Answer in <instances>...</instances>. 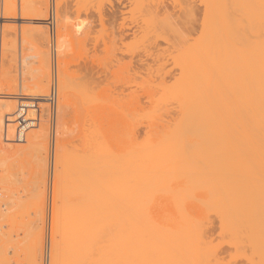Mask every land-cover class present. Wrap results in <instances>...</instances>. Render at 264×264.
Masks as SVG:
<instances>
[{
    "label": "rangeland",
    "instance_id": "374dc122",
    "mask_svg": "<svg viewBox=\"0 0 264 264\" xmlns=\"http://www.w3.org/2000/svg\"><path fill=\"white\" fill-rule=\"evenodd\" d=\"M48 1L0 0V264H35L36 260L52 264L55 258L66 259L62 264H84L78 250L92 234L95 241L91 239L94 246H90L98 256L88 254L86 264L97 257L102 264H124L127 253L133 260L135 255L144 258L137 264H155L165 245L177 255L164 236L171 230L172 218L167 229L160 227L163 211L158 224L150 215L152 210H195L189 207L203 202L207 204L202 208L194 207L212 210L213 197L208 202L203 199L207 175L212 174L207 163L212 158L238 164L234 178L243 193L249 187V193L264 189V94H259L264 84V0ZM236 2L245 6V11L240 8L243 17L240 9H234ZM111 6L119 10L113 18L108 15ZM230 11L235 17L240 14L234 27L225 26ZM102 14L109 17L100 19ZM124 31L131 34L121 39ZM57 34L62 35L65 49L58 77L52 70ZM44 51L49 53L43 56ZM47 56L50 66L44 69ZM188 59L192 65L183 66ZM39 66L49 72L45 86L51 91L40 96L46 88L45 82L39 85ZM42 69L38 71L46 81ZM29 96L32 101L40 98L29 116L37 124L30 128L44 126L47 130H41L47 134L37 129L33 134L43 139L46 135L47 143L32 140L29 147L28 139L22 140L18 145L24 149L16 153L17 145L15 154L9 152L15 143L10 147L3 141L2 121L23 98L30 101ZM214 112L223 120L218 114L214 119ZM55 136L61 145L56 156ZM41 144L47 146V153L44 146L39 149ZM38 154L46 161L40 162ZM175 154L193 158L177 163ZM219 206L214 209L220 210ZM134 209L145 211L141 220L146 222L140 226L141 235L134 230L133 236L128 218ZM77 210H113L114 214L104 219L105 225L94 224L93 230H87L93 231L89 240L82 230V244L72 237L82 224ZM124 210H132V215L127 217ZM216 233V240L202 246L206 257L198 251L201 259L214 262L220 249L219 264H247L246 254L235 248L236 240ZM40 235L42 258L37 250ZM69 238L77 241L78 252ZM166 255L167 259L159 257L176 261L175 255Z\"/></svg>",
    "mask_w": 264,
    "mask_h": 264
},
{
    "label": "bare ground",
    "instance_id": "6f19581e",
    "mask_svg": "<svg viewBox=\"0 0 264 264\" xmlns=\"http://www.w3.org/2000/svg\"><path fill=\"white\" fill-rule=\"evenodd\" d=\"M43 1V3L44 4H48V0H42ZM52 1V0H51ZM51 1H50V3H51ZM55 1V0H54ZM238 1V0H237ZM243 1V0H242ZM242 1H238V2H242ZM238 2H236L235 3V5L237 4L238 5ZM246 3V2H245ZM240 5V4H239ZM236 6L234 9H237V10H239L240 8L242 9V10H246L245 9V6L243 5V3H242V7L241 6ZM243 6H244V8H243ZM156 7V6H155ZM239 7V8H238ZM229 9V8H228ZM241 9L239 10V11H241ZM230 10V9H229ZM228 10V11H229ZM238 11V12H239ZM119 12V10H118V8H115L114 6H111V8L109 9V16H111L112 18L113 17H116L115 15L117 14ZM234 12L235 13H237L238 14V12L237 11H235L234 10ZM242 12L243 11H241V15H240V17L243 15L242 14ZM233 12H229V15H227V18L226 19H228V17H229V20H231V22L229 21V20H225L226 22H225V26L227 27V26H229L230 24L231 25H233V27H234V23H236L237 21L239 22L240 21V17H238L239 15H237L236 17H238V19L236 20V19H232V18H236L235 17V15L236 14H232ZM104 15H106V14H104ZM103 14L101 15V18L100 19H102L103 17H105L106 18V16H107V18L109 17L108 15H106V16H104ZM99 16V15H98ZM244 16V15H243ZM242 16V17H243ZM99 19V20H100ZM115 19V18H114ZM242 19V18H241ZM113 20V19H112ZM233 20H234V22H233ZM103 21H104V19H103ZM105 21H107V20H105ZM109 21V20H108ZM110 21H111V19H110ZM227 21H229V22H227ZM238 24V23H237ZM230 25V26H231ZM238 25H240V27H238V29L240 30V28H242V26H241V24H238ZM229 26V27H230ZM232 27V26H231ZM243 29V28H242ZM241 29V30H242ZM238 30V31H239ZM243 31V30H242ZM129 32H131V31H124V32H122L121 33V35H120V37H121V39L122 38H124L125 36H128V35H130L129 34ZM132 32H133V30H132ZM233 32V31H232ZM234 32H235V30H234ZM237 32V31H236ZM134 33V32H133ZM242 33V32H241ZM235 34V33H234ZM61 36L62 35H55V37H54V48H52L53 49V51H52V70L54 71L55 70V73H56V76L59 74L58 72L60 71L59 70V64H60V56H61V54L63 53V50H65L64 49V47H63V40L61 39ZM53 42V41H52ZM65 43V42H64ZM53 45V44H52ZM48 53H49V51H47ZM46 51H44V52H42V55L43 56H46L45 54H43V53H46V54H48ZM40 58H43V57H40ZM49 57L47 56V58L45 59V58H43L44 60H45V62H43V63H45L44 65H45V67L44 66H42V64H41V66L45 69L46 67L48 68L49 66H50V64L49 65H47L48 64V62L50 61V60H47ZM257 58V57H256ZM50 59V58H49ZM63 59V58H62ZM42 60V59H41ZM140 61H142V60H140ZM185 61V60H184ZM183 61V63H182V65L183 66H187V65H190L191 64V62L193 61L192 59H188V60H186L185 62ZM47 63V64H46ZM192 65V64H191ZM42 67H38V70H39V68H40V70L42 69ZM51 68V67H50ZM44 69H42V73H44V76L46 77V74H48L49 72H48V70L47 71H44ZM37 70V72H38V75H37V78L39 79V85H41V84H43V82H45L44 83V85L43 86H45L46 84H48L49 83V78L48 77H46V79H48V80H44L45 78H42L41 77V75L39 74V71ZM36 72V73H37ZM61 72V71H60ZM41 73V72H40ZM54 74V73H53ZM51 75V73L48 75V76H50ZM54 76V75H53ZM39 77H41V78H39ZM58 77V76H57ZM56 77V78H57ZM40 80H41V82H40ZM42 80H44V81H42ZM49 85V84H48ZM45 86L44 88H46V92H44V91H41V94H39V96L40 95H43V93H47V94H49L50 92H49V90L47 91V88L49 89V87L50 86ZM42 86V87H43ZM37 88V87H36ZM39 89H41V90H43V88H40V87H38ZM260 88V87H259ZM38 89V90H39ZM230 91H231V89L229 90V93H230ZM49 92V93H48ZM261 93V94H260ZM259 94L260 95H263L264 94V84H262L261 85V88H260V92H259ZM18 96V95H17ZM44 96H46V95H44ZM43 96V98H45ZM48 96H50V95H48ZM28 97V96H27ZM33 97V96H32ZM31 97V98H32ZM263 97H264V95H263ZM23 97H21V99H22ZM34 98V97H33ZM42 98V99H43ZM16 99V98H15ZM14 99V100H15ZM20 99V98H19ZM24 99V98H23ZM22 99V101H20V104H19V108L17 109V107L16 106H14V109L13 110H15V111H13V112H10V110L12 111V107H11V105H10V110H8L9 112V114H4V117H5V115H6V119H4L3 121H2V125L4 124V121H5V134H4V138H3V141H4V143H5V140H7V142L6 143H8V142H10L11 144H9V146L11 145L12 146V144H14V148H12L11 146V150H9V152H13V153H15L16 151V153H19V152H21V151H19V149L21 150V148L22 147H20L19 145H18V143L19 142H21L22 140L23 141H25V140H27V142L28 141H32V140H34V141H36L37 143L39 142V143H44L45 141H47L46 139V135H43V136H45L44 137V139L42 138V136H40L39 134L38 135H35V134H33V133H36L37 134V132L40 130L41 132H42V134L44 133V134H47V132L45 133L44 132V130L46 131L47 129H45V128H43L44 126H39V127H41V129H44V130H41L40 128H39V130L37 129V128H30L31 126H34L35 127V125L37 124H35V122H36V119L35 120H33V121H31L32 120V118L31 117H29L30 115H31V112H33L34 110H35V108H33V107H35L36 105H37V103H39L38 101H37V99H40V98H35V99H33L34 101H32V100H30V96H29V100L30 101H26V99H25V101ZM28 99V98H27ZM264 99V98H263ZM13 100V99H12ZM18 99H16V101H17ZM37 102H36V101ZM45 100V99H44ZM46 100H47V98H46ZM58 100H59V98H58ZM58 100H57V102H58ZM16 101H15V104H16ZM40 101H42V100H40ZM10 102H11V100L9 101V104H10ZM12 102H14V101H12ZM43 103H44V101H42ZM61 101H59V104L60 105H62L61 103H60ZM262 102V101H261ZM264 102V101H263ZM9 104H7V108H8V105ZM12 104V103H11ZM14 104V103H13ZM12 104V105H13ZM58 103H57V107H56V109H60L59 108V105ZM17 105V104H16ZM41 105H44V104H42L41 103ZM264 105V104H263ZM32 107V108H31ZM63 107V106H62ZM62 107H61V110H62ZM263 108H264V106H262ZM6 108V109H7ZM17 110H16V109ZM263 108H261L262 109V111H261V114H262V112H263ZM7 112V111H6ZM222 112V111H221ZM259 112V111H258ZM4 113V112H3ZM210 114H213V113H210ZM215 114H218L217 115V118L219 117L220 118V114L219 113H217V112H214V115H211L214 119L216 118L215 116ZM264 114V113H263ZM3 115V114H2ZM1 115V118L3 117ZM222 115H224V113H222ZM56 116H59V115H57L56 114ZM210 116V117H211ZM262 117V116H261ZM0 118V119H1ZM36 118V117H35ZM218 118V119H219ZM34 119V118H33ZM220 119H222V117L220 118ZM263 119V118H262ZM211 120V119H210ZM217 120V119H216ZM215 120V121H216ZM223 120V119H222ZM221 120V121H222ZM57 121H58V119H57ZM218 121V120H217ZM221 121H219V122H221ZM38 122V121H37ZM212 122V121H211ZM1 123V122H0ZM59 123V122H58ZM212 124V123H211ZM1 125V124H0ZM3 125V126H4ZM39 125H41V123L39 124ZM3 126H2V128H3ZM59 127V126H58ZM28 129H30L29 131H28ZM38 131H37V130ZM32 130H33V132H32ZM37 132H36V131ZM15 131L17 132V134L15 135ZM25 131H27L26 133L28 134V132H29V134L31 135H28V136H26L27 134L25 133ZM39 131V133H41ZM30 132H32V133H30ZM58 132V131H57ZM0 134H1V132H0ZM221 134V133H220ZM224 134V133H223ZM225 135V134H224ZM220 136V135H219ZM225 137V136H224ZM30 138H31V140H30ZM34 138V139H33ZM55 139H54V141H53V154H54V156H56L55 154H57V149H58V146L60 145H58V140H57V138H56V136L54 137ZM220 138V137H219ZM223 139V138H222ZM225 140V139H224ZM22 141V142H23ZM34 141H32V142H34ZM13 142V143H12ZM26 142V141H25ZM35 142V143H36ZM29 143H31V142H28V146L30 147L31 145H29ZM47 142H45V144H46ZM218 143V142H217ZM41 144V148H39L41 151H42V147L44 146V153L46 152L47 153V146L46 145H42ZM6 145H8V144H6ZM19 146L20 148H18V150H14V149H16L17 147L16 146ZM211 145V144H210ZM35 146V145H34ZM39 146V145H38ZM61 146V145H60ZM215 146V145H214ZM24 147H26V146H24ZM32 147V146H31ZM23 149L24 148H22V151H23ZM34 149H35V147H34ZM37 149V148H36ZM39 149L37 150V151H39ZM46 149V150H45ZM7 150V151H8ZM15 152H14V151ZM216 150V149H215ZM37 151H36V154H37ZM41 151H40V153H41ZM212 151V150H211ZM195 152V151H194ZM220 152V151H219ZM15 153V154H16ZM39 153V152H38ZM173 153V152H172ZM216 153H218V152H216ZM220 154V153H219ZM12 155V154H11ZM42 155V154H41ZM41 155H37L38 157V159H39V161L40 162H44V160L45 159H43L42 158V161H41V159H40V157H41ZM176 156H173L172 158L174 159V160H176L177 161V163L178 162H183V161H189L190 159H188V158H191L192 157V155H190V156H186V155H177V154H175ZM210 156V155H209ZM223 156V155H222ZM214 157V156H213ZM45 158V157H44ZM193 158V157H192ZM212 158V157H211ZM188 159V160H187ZM212 159H214V160H212ZM211 160V162H213L211 165H210V163L208 162L207 164H209V166H210V168H209V166H207L208 167V170H211L212 169V174H210V175H207V179L209 180V182H208V180H207V182H206V189H207V192H205V195H204V197H203V199L205 200H207V202L209 201V199H211V197L209 198V196L211 195L213 198H212V200L214 199V202L212 201V200H210L211 202H212V204L214 203L215 204V206H214V204L213 205H211V207L213 208L212 210H198V209H196V208H202V206H203V204H205L204 202L200 205V207L199 206H197V205H193V207H189V208H194L195 210H159V211H156V210H152L154 213H152L151 215H150V213L152 212V211H150L149 210V215H150V218H151V216H155V218L154 217H152V219H154L156 222H157V224H158V220H162L163 219V221L164 220H166L167 221V223H166V221H162V223L160 222V227H165V225H166V228L167 229H169L168 227L170 226L169 225V223H171V220H172V225H171V227H170V229L172 230V232L171 233H173V232H175V234L176 235H174V236H172V234L170 233V231L171 230H168V233H166L164 236H166L167 238L166 239H170L169 241L171 242V246H173L172 248L173 249H175L176 250V254L177 255H175L174 254V252H171V248H167L168 247V245H165V247L163 246L162 247V249H165V250H162L161 249V255H163L164 257V259H167V258H165V255H166V252H168L167 253V255H166V257L168 256V254H169V256H171V255H175V260L176 261H174L175 263L177 262V264H189V262H191L192 264H213V263H217V264H219L218 263V259H223V258H219V257H217L218 256V254H219V250H217L216 252H215V258H213V256L211 255V254H209V257L211 258H213L214 260H212V261H214V262H210V261H207V260H205L204 258L203 259H201L202 258V256L203 257H206V254H204V255H202L203 254V248H202V246H204V248H205V246L207 247V245H210L212 242H213V240L215 239L214 237H215V233L216 232H219V234H224V236H228L229 235V237H231V239H235L236 240V242H234V245H235V248H240L241 250H243V254H246L245 256H247L248 258L247 259H245V260H248V261H246L247 262V264H250L251 262L253 263V264H264V189H260L258 192H256V193H253L251 190H253V189H251L250 190V193H249V189H250V187H249V189H248V192H244L243 193V191H241L242 189H241V187L239 186L240 184H239V180L237 179V178H234L235 176L234 175H236L237 174V172L235 173V170H236V168H237V166H238V164L236 165V167L232 164V163H230V164H232L234 167H232L230 164H228L229 162H227V160H226V158H216V160H215V158H212ZM221 159V160H220ZM223 159V160H222ZM46 161V160H45ZM186 161H185V163H186ZM230 161V160H229ZM239 168V167H238ZM204 172V171H203ZM207 172V171H206ZM204 174H206V173H204ZM188 178H190V176L189 177H187V179ZM188 180H190V179H188ZM193 180V179H192ZM191 180V181H192ZM206 181V180H205ZM187 182V181H186ZM204 182V181H203ZM240 188V189H239ZM208 190H209V192H208ZM240 190V191H239ZM247 191V190H246ZM204 192V191H203ZM238 192V194H236ZM239 192H242V193H239ZM209 193H211V194H209ZM246 193V194H245ZM206 194H208V196L206 195ZM207 197V198H206ZM202 198V197H201ZM205 200V201H206ZM217 200H220L219 202H220V204H217L218 203V201ZM43 201V200H42ZM216 201V202H215ZM222 201V202H221ZM227 202V205H226V202ZM45 202V201H44ZM229 202H230V204H229ZM222 203H225V204H223L224 205V208H223V205H222ZM207 204V203H206ZM228 204L229 205H231V207L230 208H228ZM217 205L220 207V210H217V209H214V208H216L217 207ZM191 206V205H190ZM196 208H195V207ZM134 207V206H133ZM185 207V206H184ZM142 208V207H141ZM229 210H228V209ZM42 209V208H41ZM222 209V210H221ZM226 209V210H225ZM76 211V210H75ZM81 215V217H80V221H81V223L83 224H81V227H80V230L78 229V233H77V235H74V236H72L73 238H75V237H77V238H75L76 240H78V243H79V241H80V238H82V236H80V235H83V237L85 238V235L84 234H82V230H83V232H84V230H85V232L87 231V230H93V226H94V224H102L103 223V221H104V219L105 218H109L112 214H114V212H113V210H77ZM125 212H126V214L128 213V215H127V217L130 215H132V210H124ZM131 211V212H130ZM163 211L164 212V214L166 215V213L168 212L169 214H167L166 216L163 214V213H161V212ZM213 211V212H212ZM20 212V211H19ZM24 212V211H23ZM144 210H133V215L132 216H134L133 218L134 219H132V221H131V217L130 218H128L129 219V224H128V226H132V227H130V228H132V230H133V232H132V235L134 236V230L135 231H137L138 232V234L137 235H141L139 232L142 230V228H140V226L142 227V225L146 222L145 220V222L144 221H142L143 219H144ZM158 212V213H157ZM210 212H212V213H214V214H211L210 215ZM135 213V214H134ZM141 213H143L142 214V216H143V218H140V214ZM156 213V214H155ZM3 214V213H2ZM16 215V214H15ZM69 215V214H68ZM157 215V216H156ZM160 215H161V217H162V215H164V217L165 218H162V219H160V218H158V217H160ZM169 216V217H168ZM214 216H216L215 218H214ZM168 217V218H167ZM156 218H157V220H156ZM170 218H172L171 220H170ZM56 219V218H55ZM82 219V220H81ZM142 219V220H141ZM64 220V219H63ZM169 220V221H168ZM60 221V220H59ZM128 221V220H127ZM37 222V221H36ZM42 222V221H41ZM106 222L107 223H110V221H107L106 220ZM144 222V223H143ZM55 223V222H54ZM62 223V222H61ZM69 223V222H68ZM140 223V224H139ZM71 224V223H70ZM104 224V223H103ZM135 226L136 225V227H134L133 225ZM162 224H163V226H162ZM169 226H168V225ZM36 225V224H35ZM57 225V224H56ZM61 225V224H60ZM63 225V224H62ZM105 225V224H104ZM109 225V224H108ZM55 226V225H54ZM65 226H67V225H65ZM83 226H84V228H83ZM101 226V225H100ZM103 226V225H102ZM137 226H138V228H137ZM168 226V227H167ZM59 227V226H58ZM91 227H92V229H91ZM173 227H176L175 229L173 228ZM55 228H56V226H55ZM68 227H66V229H67ZM73 228V227H72ZM82 228V229H81ZM54 229V228H53ZM58 229V228H57ZM76 229V228H75ZM110 229V228H109ZM138 229H139V231H138ZM55 230V229H54ZM174 230V231H173ZM176 230H177V232L179 233H176ZM40 231H42V229L40 230ZM55 231H57V230H55ZM70 231V230H69ZM89 231H87V237H86V239L89 237V233H92V232H89ZM37 232V231H36ZM84 232V233H85ZM136 232V233H137ZM163 232V231H162ZM200 232H201V234H200ZM227 232H229V233H227ZM38 234H40L41 233V235L43 234L42 232H37ZM227 233V235H225ZM231 233V234H230ZM36 234V233H35ZM217 234V233H216ZM41 235H40V242L42 241V237H43V235H42V237H41ZM93 235V234H92ZM92 235H90V241H87L86 239V241L84 242V240H83V242H84V244H83V242H82V240L80 241V242H82V244H83V246H82V244H81V246H82V249H79L78 251H79V253H80V251H81V255H84V258L88 255V254H94L93 252H92V250L94 249V247H92V249H91V244H93V246H94V242L93 241H95L94 239H93V236ZM168 235L169 236H172L171 238L170 237H168ZM201 235V239H199L200 236ZM218 235V234H217ZM222 235H221V237H222ZM235 235V237H233ZM237 235V236H236ZM239 235H240V238L238 239V237H239ZM38 237H39V235H37ZM196 236H197V238H196ZM220 236V235H219ZM80 237V238H79ZM176 237V238H175ZM199 237V238H198ZM236 237H237V239H236ZM243 238V239H242ZM38 239V238H37ZM64 239V238H63ZM72 239V238H71ZM71 239L69 238V242L71 241ZM91 239L93 240V241H91ZM174 239V240H173ZM14 240H16V239H14ZM76 240H73L72 239V241H71V243H72V246L74 245V247L73 248H76L75 250H76V252H78L77 251V247L75 246V244L76 245H78V243H77V241ZM88 240H89V238H88ZM174 241V243L172 242V241ZM216 240V239H215ZM243 240V241H242ZM137 241H139V242H141L140 240H137ZM238 241H241V243H238ZM245 241V242H244ZM40 242H39V245L40 246H38L39 247V249H37V250H39V256L42 254L41 252V246L43 245L42 244V242H41V244H40ZM54 242V241H53ZM68 242V243H69ZM93 242V243H92ZM138 242V243H139ZM176 242V243H175ZM242 242H244V243H242ZM57 243V242H56ZM63 243V242H62ZM70 243V244H71ZM156 243V242H155ZM247 243V244H246ZM80 244H79V246H80ZM133 244V243H132ZM165 244V243H164ZM175 244V245H174ZM236 244H238V245H236ZM240 244V245H239ZM242 244H244V247L247 249V251L245 250V248H243V245ZM66 245V244H65ZM53 246V245H52ZM167 246V247H166ZM241 246V247H240ZM64 247V246H63ZM62 247V248H63ZM71 246H69V248H70ZM201 247V249L202 250H198L199 248ZM68 248V247H67ZM35 249V248H34ZM71 249H72V247H71ZM70 249V250H71ZM132 249V248H131ZM248 249H249V251L250 252H248ZM168 250V251H167ZM174 250V251H175ZM41 251V252H40ZM67 251V250H66ZM165 252V253H163V252ZM173 251V250H172ZM201 252V255H199V252ZM223 251V250H222ZM244 251H246V253L244 252ZM5 252V251H4ZM135 252H136V249H135ZM141 252H142V250H141ZM146 252H147V250H146ZM155 252V251H154ZM169 252H171V253H169ZM78 253V254H79ZM131 253V252H130ZM173 253V254H172ZM204 253H206L205 251H204ZM223 253V252H222ZM158 255V259H156V260H158V262H155V264L156 263H158V264H175L174 262H173V260H172V262H170L169 261V263L167 262V261H164L163 260V258L162 257H159V256H161V255ZM171 254V255H170ZM249 254V255H248ZM9 255V254H8ZM81 255H79L78 257V260L80 259V256ZM96 255L97 254H94L93 255V257L95 256L96 257ZM127 255H128V257L125 259V263H127V261H129L127 264H137V263H141V262H138L139 260H144V258L142 259V258H138V256L136 257V255L134 256L135 257V259H136V263L135 262H131L130 261V259H132L131 257H129L130 255H129V253H127ZM211 255V256H210ZM221 255V254H220ZM73 256H75V254L73 255ZM72 256V257H73ZM98 256V255H97ZM169 256H168V258H169ZM37 257V256H36ZM41 257V256H40ZM38 258V259H41V258ZM76 257V256H75ZM90 256H88V257H86V259L87 258H89ZM140 257H143V255L141 256L140 255ZM176 257H177V259H178V261H177V259H176ZM6 258V257H5ZM83 257L80 259V261L83 259V262H85L84 264H86V260L84 259ZM129 258V259H128ZM138 258V259H137ZM146 258V257H145ZM160 258H162V259H160ZM211 258V259H212ZM243 258H244V255H243ZM246 258V257H245ZM7 259V258H6ZM56 259V258H55ZM54 259V261L52 262V264H62L63 263V261L64 260H66V259H64L63 261H57V260H55ZM68 259V258H67ZM71 259V258H70ZM73 259V258H72ZM77 259V258H76ZM90 259H92V255H91V258ZM90 259H88V261L90 260ZM98 259V261L100 262V261H102L101 260V258L99 259L98 257L97 258H93V260L91 261V263L92 264H97V262L98 261H96ZM134 259V260H135ZM8 260V259H7ZM85 260V261H84ZM133 260V259H132ZM133 260V261H134ZM168 260H170V259H168ZM244 260V261H245ZM39 261L40 260H36V262H35V264H41V263H39ZM87 261V262H88ZM89 261V262H90ZM150 261V260H149ZM153 261V260H152ZM164 261V262H163ZM217 261V262H216ZM243 261V260H242ZM57 262V263H56ZM65 262V261H64ZM68 262V261H67ZM88 262V263H89ZM131 262V263H130ZM144 262V261H143ZM151 262V261H150ZM27 263V262H26ZM78 263V262H77ZM91 263H89V264H91ZM124 263V264H125ZM145 263H146V261H145ZM242 263V262H241ZM81 264H82V261H81ZM98 264H102L101 262L100 263H98ZM151 264V263H150ZM246 264V263H245Z\"/></svg>",
    "mask_w": 264,
    "mask_h": 264
}]
</instances>
